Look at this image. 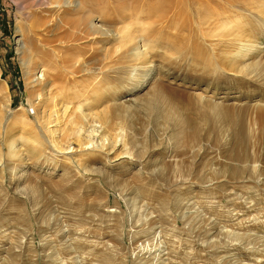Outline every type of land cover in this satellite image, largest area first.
Returning <instances> with one entry per match:
<instances>
[{
  "label": "rangeland",
  "instance_id": "1",
  "mask_svg": "<svg viewBox=\"0 0 264 264\" xmlns=\"http://www.w3.org/2000/svg\"><path fill=\"white\" fill-rule=\"evenodd\" d=\"M65 1L0 0V264H264V0Z\"/></svg>",
  "mask_w": 264,
  "mask_h": 264
},
{
  "label": "bare ground",
  "instance_id": "2",
  "mask_svg": "<svg viewBox=\"0 0 264 264\" xmlns=\"http://www.w3.org/2000/svg\"><path fill=\"white\" fill-rule=\"evenodd\" d=\"M225 1H227L230 5L234 4L233 0H225ZM199 2H197V3H199V6H200L199 11H200L201 15H203V17H206V18H204L205 19L204 22H207L206 24H212L211 22L213 21V19H214L213 16L215 14L213 15L212 10H210L211 9L210 5L206 9V7L204 6V4H205L204 1L203 0H201V1L199 0ZM206 2L209 3V0H207ZM71 5H73V8H74L72 11H76L77 12V11H80L81 9H83L82 10L83 12L85 11V6L81 5L79 2H76V1L73 2L72 0H66L65 4L63 3L64 7L68 6L67 8H71ZM70 23L72 24V26L75 29L74 32H73L74 35L72 34L73 37L76 36V39H80L81 37H82V39H85V40L90 39V37L92 36V33H93V29H94V24L92 23L91 18H85V19H81V20H78V21H71ZM67 24H68V22H67ZM105 31H109V30L106 29ZM76 34H78V35H76ZM22 39H25L24 40L25 43L23 41H20L18 51H19V53L21 55L22 63L24 65L26 71L28 72L27 75H31V73H33L34 70L38 67L37 66L38 63H36V56H35V54L33 52L35 49L34 50L28 49V47H31L30 46V42L28 43V41H29V39H31V41H32L33 38L29 37V36L28 37L23 36ZM64 62L68 63V65L70 64L71 67H74V69H76L75 65L79 64V61H76V58H68V59L64 60ZM44 77H46V76H44ZM56 78L57 77L54 76V81H56ZM50 83H53V82H50L49 78L46 79V80H43V81H38V79H37V84H35L34 86L38 85V86H40L39 87L40 90H44L45 87H47L48 85L50 86Z\"/></svg>",
  "mask_w": 264,
  "mask_h": 264
}]
</instances>
